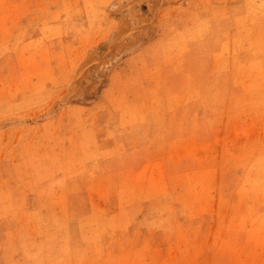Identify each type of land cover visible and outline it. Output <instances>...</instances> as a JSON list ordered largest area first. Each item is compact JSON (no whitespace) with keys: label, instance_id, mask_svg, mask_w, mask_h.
Listing matches in <instances>:
<instances>
[{"label":"rangeland","instance_id":"obj_1","mask_svg":"<svg viewBox=\"0 0 264 264\" xmlns=\"http://www.w3.org/2000/svg\"><path fill=\"white\" fill-rule=\"evenodd\" d=\"M0 264H264V0H0Z\"/></svg>","mask_w":264,"mask_h":264}]
</instances>
